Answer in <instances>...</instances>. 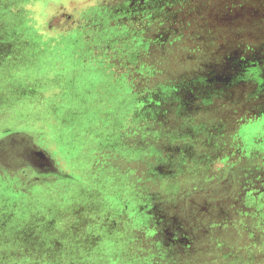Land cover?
Listing matches in <instances>:
<instances>
[{
    "label": "rangeland",
    "instance_id": "rangeland-1",
    "mask_svg": "<svg viewBox=\"0 0 264 264\" xmlns=\"http://www.w3.org/2000/svg\"><path fill=\"white\" fill-rule=\"evenodd\" d=\"M257 48L264 0H0V172L60 190L57 224H0V254L264 264Z\"/></svg>",
    "mask_w": 264,
    "mask_h": 264
},
{
    "label": "crops",
    "instance_id": "crops-1",
    "mask_svg": "<svg viewBox=\"0 0 264 264\" xmlns=\"http://www.w3.org/2000/svg\"><path fill=\"white\" fill-rule=\"evenodd\" d=\"M37 180L38 184L30 188L23 177L0 172V224L6 230L18 229L13 232H18L21 239L25 237L24 231H36L38 228L47 230L50 229L51 222L52 228L57 224L55 215L60 190L54 185L56 179L52 176H38ZM58 180L62 182L65 178ZM116 227L118 229L119 225ZM10 245L17 252L5 250ZM3 246L0 264H51L49 255L53 259L56 248L48 242H37L32 245L21 242L16 247L13 243H5Z\"/></svg>",
    "mask_w": 264,
    "mask_h": 264
},
{
    "label": "flooded vegetation",
    "instance_id": "flooded-vegetation-1",
    "mask_svg": "<svg viewBox=\"0 0 264 264\" xmlns=\"http://www.w3.org/2000/svg\"><path fill=\"white\" fill-rule=\"evenodd\" d=\"M260 57H263V58H260ZM247 61L251 62L255 65H258L257 67H264V49L263 50H258V48L255 49V51H253V53H251L250 57L247 58ZM18 145H20L19 142H18ZM18 150L20 151V153L25 151L23 149V147L22 148L20 147ZM22 154L24 155V157L26 156L27 159H29L31 162H33L35 164L39 162L38 161L40 159V158H38L39 154L36 153L35 150L26 151V152H23ZM44 164H45V162H44ZM44 164H40V166H44ZM36 166H37V164H36Z\"/></svg>",
    "mask_w": 264,
    "mask_h": 264
}]
</instances>
